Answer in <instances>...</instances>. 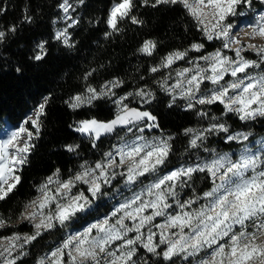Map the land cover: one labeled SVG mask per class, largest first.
Wrapping results in <instances>:
<instances>
[{"label": "snow or ice", "instance_id": "obj_1", "mask_svg": "<svg viewBox=\"0 0 264 264\" xmlns=\"http://www.w3.org/2000/svg\"><path fill=\"white\" fill-rule=\"evenodd\" d=\"M83 2L79 0V3ZM260 2L264 4V0ZM143 3L148 5L150 0H143ZM160 4L181 5L208 41L222 42V48L197 58L204 61L207 67L189 59L192 67L175 70L179 78L176 83L169 88L166 85L171 75L164 80L160 86L171 96L169 107L180 98L186 101V110L194 109L196 104H219L222 106L221 117L230 113L241 121L264 117V43L242 44L239 33L235 31L237 26L229 19L243 17L245 12L242 9H251L253 0H154L150 6ZM60 7L67 14L71 5L64 0ZM134 7V0H118L112 5L106 20L111 32L105 33L106 37L119 32L118 24L125 18L133 24L143 23L131 15ZM67 19L72 23L58 31L55 39L66 47H74L70 43L68 28L78 21L71 16ZM246 27L250 28L247 33L249 41L256 38L264 41V12ZM244 30L241 26L240 31ZM9 31L14 32L15 29L10 28ZM5 38V32L0 31V42ZM38 48L40 51L34 57L37 61L46 55L44 43ZM155 48L156 42L146 40L139 51L152 55ZM203 48L202 43H193L183 51L174 50L149 70L156 73L162 68L171 69L174 63L188 57L189 52H201ZM225 49L233 51L234 56L226 55ZM249 50L255 53L257 59L243 55ZM250 69L260 71L250 72ZM94 71L88 72L84 79L87 80ZM227 75L232 79L226 81ZM204 81L210 82L213 87L203 90L201 85ZM123 83L113 79L99 90L88 85L84 93L75 94L65 101L70 109L76 111L93 107L98 100H111L116 108L112 118L106 121L97 118L79 120L73 130L87 136L93 148L98 147L101 137L113 135L119 146L105 152L94 167L82 164L81 171L66 180L60 177V170L57 169L37 186L40 198L27 205L32 211L22 216L28 221L39 219V222L33 224L31 234L21 237L14 232L12 236L2 238L8 241L0 251L4 264H16L26 254L24 245L37 241L44 232H50L57 226L67 227L82 219V214L90 213L93 200L104 195L105 186L111 185L117 177H122L125 186L132 190L134 185L143 183L150 175L155 179L140 192H134L120 202L109 215L66 236L50 251L47 264H148V261L137 258L138 248L152 256L162 257L170 264H174V258H192L193 264H264V140L258 142L262 149L260 155L254 154L247 145L235 159L228 153L208 149L203 142L212 134L225 133L226 143H242L251 135L231 133L227 123L221 122V117L212 115L213 123L207 128L184 130L185 135L192 134L189 146L204 147L205 151L212 153V159L196 165H181L161 175V169L167 166L172 154L170 142L174 137L161 134L149 139L144 135L146 130L159 128L157 118L149 111L130 107L125 101L135 95L142 104H150L155 94L142 88L135 93L118 96L114 89ZM50 99L49 96L44 97L32 113L7 134L6 139H0V201L9 198L21 182L18 173L29 162L35 148L34 141L41 134L42 118L47 115ZM197 115L206 119L209 114L201 110ZM29 124L31 128L27 127ZM78 148L79 145L66 146L69 152ZM198 173L211 180V187L202 195L193 192L192 197L181 200L178 190L194 187ZM53 184L56 185L54 192L51 188ZM79 184L87 185L86 192L74 191ZM200 201L204 203L193 207ZM157 218H162L163 222H157ZM6 226L7 221L0 216V228ZM21 239L20 251L12 256V249L17 248ZM161 245L164 247L161 248ZM37 264H46L45 258L38 260Z\"/></svg>", "mask_w": 264, "mask_h": 264}, {"label": "trees", "instance_id": "obj_2", "mask_svg": "<svg viewBox=\"0 0 264 264\" xmlns=\"http://www.w3.org/2000/svg\"><path fill=\"white\" fill-rule=\"evenodd\" d=\"M118 0H68L71 5L68 13L61 9L64 0H0V31H4L6 38L0 42V128L8 123L18 125L26 117L29 110L35 108L44 97L49 96L46 112L43 117V127L38 139L34 141L35 148L29 156V162L18 173L21 182L14 192L4 201H0V216L5 218L7 226L0 228V241L3 237H10L18 232L21 237L34 231L33 224L23 220L22 214L26 206L40 194L39 186L46 177L55 170H60V177L68 179L80 170L82 164L92 166L100 161L106 150L110 148L103 136L93 148L88 137L73 130L76 121L97 118L106 121L112 118L116 108L107 98L94 102L93 107H83L76 111L65 103L69 97L84 93L88 85L100 89L106 82L119 79L124 83L114 89L118 96L128 92L135 93L139 89H146L155 94L150 104L140 102V98L133 95L125 103L130 107H137L151 112L156 118L159 128L152 131L165 136L171 135L172 154L168 162L176 165L178 159L188 150V137L184 134L187 128H195L197 115L194 110H184L177 103L169 107L170 96L161 88L174 81L175 70L191 66L189 59L200 61V55H206L222 48L216 41H208L198 30L196 22L188 15L181 5L160 4L151 7L143 0H134L135 7L131 15L142 20V24H133L129 18L118 24L119 32L110 36L111 32L106 23L110 8ZM264 5L259 0H253L251 9H242L243 17H230L237 27L244 21H252L249 12L262 10ZM78 21L68 28L70 43L74 47H66L55 39V34L67 28L72 20ZM236 27V28H237ZM14 28L15 31H9ZM146 40L156 42L152 55H145L139 51ZM44 43L46 55L42 60H35L40 51L38 45ZM193 43H202L201 52H189L184 60L177 61L171 67L162 68L156 73L150 72L152 66L160 63L161 58L174 50L183 51ZM19 69V71H17ZM93 74L84 79L92 71ZM212 115L221 117L222 108L219 104L210 105ZM227 120L230 123H227ZM221 122L229 125V131L251 133L247 141H253L264 135V117L257 116L254 120L241 121L237 116L228 114L221 117ZM31 128V125H27ZM204 147L212 149L213 145L220 146L226 153L234 151L242 143L225 142L219 139L212 143V139L205 140ZM68 145H79L75 152L66 150ZM199 147V151L204 150ZM196 151V150H194ZM194 187L195 193L202 195L203 191L211 187V180L204 174L198 173ZM117 182L111 183L104 192L112 195ZM55 184L51 185L54 190ZM77 191L86 192L85 187ZM99 199H94L93 208L83 218L70 223L67 227L57 226L50 232H44L30 245H24L26 253L16 264H37L41 258H46L63 239L83 229L88 223L103 219L111 213L109 208L103 207ZM111 196H109L110 198ZM192 197L187 196L185 200ZM109 204V203H108ZM191 210V209H189ZM20 244L23 240L19 241ZM20 248L12 254L15 256ZM159 251V249H158ZM11 258V257H10ZM138 259L148 261V264H170L162 259L138 248ZM174 264H193L192 258L181 261L174 258Z\"/></svg>", "mask_w": 264, "mask_h": 264}, {"label": "rangeland", "instance_id": "obj_3", "mask_svg": "<svg viewBox=\"0 0 264 264\" xmlns=\"http://www.w3.org/2000/svg\"><path fill=\"white\" fill-rule=\"evenodd\" d=\"M261 12H264V8L262 10H260V11L259 10H254V12L250 11L249 15L252 17V21H244L243 23H241L235 29V31H237L239 33L238 38L240 39L242 44L247 45L248 43L251 42V43L260 45L261 43H264V41H262L259 38H256L254 40L249 41L247 33L250 32V28L246 27L247 25L253 23L254 19L256 18V16L259 13H261ZM241 26H244V28H245L244 31H240ZM215 41H216V43L221 44V47H222V42L221 41H219V40H215ZM233 47H235V46H233ZM224 52H225L226 55L234 56V52L233 51L225 49ZM243 55H245L249 59H257L255 53L252 52L251 50L243 53ZM195 62L200 64L203 67H207V64L204 61H202V60L195 61ZM190 67H192V65L188 66V67H183V68H190ZM180 69H182V68H180ZM249 71L250 72H258V71H260V69H255V70L250 69ZM173 79H174V81L172 83H167V85H166L167 87L170 88L171 85L176 83V80L179 79V78H177L176 75H174ZM231 79H232V77L230 75H227L225 77L226 81L227 80H231ZM222 83H223V81H222ZM212 87H213L212 84L210 82H208V81H204V83L201 85V88L203 90H205V91L207 89H209V88H212ZM166 94L168 95V93H166ZM170 100H171V96H170ZM175 103H177L179 105L181 103V108L186 110V108H185L186 101L185 100L178 98V99H176ZM143 105L144 104H142V106ZM209 106L210 105H199V104H196L195 108L192 109V110L195 111L196 115H197V112L201 111V110L207 111L208 114H209L208 118H206V119L197 115V124L198 125L195 128H193V129H204V128H207L210 123H213V121L211 120V116L213 114V110L212 109L211 110L208 109L207 107H209ZM135 108H137V107H135ZM221 108H222V106H221ZM32 111H33V109L29 110L27 112V114H26V117L28 115H30L32 113ZM234 116H236V115H234ZM227 123H230V121L227 120ZM18 125H12L11 126L8 123H5V125L0 128V133L1 132H5V130H7V129H14L15 130ZM227 125L229 126L230 124H227ZM152 130H150V131L146 130L144 135L146 137H148L149 139H151L153 136H157V137L161 136L159 134L154 133ZM236 132H239V131H233L231 133H236ZM122 134L123 133H121V135ZM225 135H226L225 133H216V134L209 135V138L212 139V143L214 144V143H216L217 140H219L221 138L224 139V141H225ZM186 136L188 137V140H190L192 138V134H189V135H186ZM261 140H264V135L258 136V138L254 139L253 141H243L242 144H240V146L238 148H236L234 151L228 152V154L230 156H232L233 159H235V158H237L239 156L240 151L245 147V145H247V147L249 149H251V151L254 154L260 155L262 149H261L260 144L258 142L261 141ZM106 141L110 145V148L108 150H106L105 152L109 151L113 146H119L115 135L108 136ZM198 143H200V141H198ZM235 143H237V142H235ZM213 146L214 147L212 149H215L217 152L226 153V152H224V151H222L220 149V146H218V145H213ZM194 150H196V151H194ZM211 159H212V153L210 151H205V150L199 151V149H197V148L190 147L189 146V142H188V150H187V152H185V154L182 155V157H180L178 159L177 164L176 165H171V163H173V162H168L167 166L161 169L160 174L163 175L167 171L172 170V169L177 168V167H180L181 165H196L197 163H201V162H204V161H210ZM95 163L92 165V167H94ZM86 164L88 165V163H86ZM120 170L121 169H116V171H120ZM79 171H81V168L77 172H79ZM77 172H75V174ZM153 179H155V177L150 175L147 179L143 180V183H138V184L134 185L132 190H130L129 187L125 186L123 178L122 177H117V179L114 180L113 182H117L118 184L113 188L112 195L109 194V193H106V194L102 195L100 203L102 204L103 207H106V209H107V207L109 208V206H111V212H112V210L116 206H118L120 202H122L123 200H125L128 197H131L134 194V192H140L141 189H143L144 186L146 184L150 183ZM108 186H105V188H107ZM82 187H85V189H87V185L79 184L77 186V188L74 189V191H77V189H80ZM55 189H56V185L54 186V190ZM178 191H179V197H180L181 200H185V198L187 196H189V195L193 196V192H196V191H194L192 189V187H185V188L179 189ZM109 196H111V197L109 198ZM39 198H40V195L37 198H35L34 200H38ZM144 198L148 199V197H146V196ZM93 202H94V200H93ZM169 202H171L170 198H169ZM203 203H204V201H200L197 205H194L193 207H199V204H203ZM30 204H31V202H30ZM30 204H28V205H30ZM31 211H32L31 207H26L23 215H27ZM23 220H26V219L23 218ZM100 220H102V219H100ZM26 221L29 222L30 224L31 223L34 224V223L39 222V219H37L36 221H28V220H26ZM95 222H93V223H95ZM157 222H161L162 223L163 222L162 218H157ZM154 231H157V230L154 229ZM7 244H8L7 240L1 239V241H0V251H2L3 247L7 246ZM19 244H20V242H17V248L12 249V254H14L19 249ZM163 247H164V245H161V248H163ZM5 255H7V253H5ZM9 259H11V258L9 257ZM45 261H46V264H47V259L46 258H45ZM181 261H185V260L181 259ZM0 264H4V257H0Z\"/></svg>", "mask_w": 264, "mask_h": 264}, {"label": "bare ground", "instance_id": "obj_4", "mask_svg": "<svg viewBox=\"0 0 264 264\" xmlns=\"http://www.w3.org/2000/svg\"><path fill=\"white\" fill-rule=\"evenodd\" d=\"M11 131H14V129H7V130H5V132H1L0 133V139H6L7 134L10 133Z\"/></svg>", "mask_w": 264, "mask_h": 264}, {"label": "water", "instance_id": "obj_5", "mask_svg": "<svg viewBox=\"0 0 264 264\" xmlns=\"http://www.w3.org/2000/svg\"><path fill=\"white\" fill-rule=\"evenodd\" d=\"M137 109H139V108H137ZM140 110H142V109H140Z\"/></svg>", "mask_w": 264, "mask_h": 264}]
</instances>
